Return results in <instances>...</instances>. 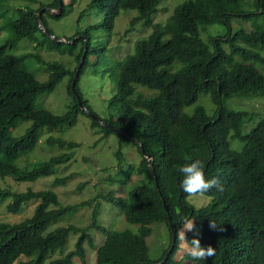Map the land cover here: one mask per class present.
Returning a JSON list of instances; mask_svg holds the SVG:
<instances>
[{"label": "trees", "instance_id": "trees-1", "mask_svg": "<svg viewBox=\"0 0 264 264\" xmlns=\"http://www.w3.org/2000/svg\"><path fill=\"white\" fill-rule=\"evenodd\" d=\"M158 2L89 0L88 5H96L103 17L94 25L77 31L79 35L68 45H60L36 23L38 11L43 20V11L48 10L42 8L43 5L54 8L58 0L40 4L36 9L11 2L10 13L13 15L9 16L6 25L12 27L14 33L0 43L2 181H7L6 176L15 182L34 181L52 174L56 166L72 157V150L59 151L25 170L15 163L34 148L40 132L61 125L70 126L79 114L88 116L72 95L70 82L83 46L86 54L89 52V29L103 27L112 30L115 17L122 8H137L139 13L135 17L152 24V14L158 10ZM254 4L259 11L244 12L242 0H182L165 23H153L152 31L135 40L133 51L113 67L116 80L110 106H117V116L100 119L126 133L88 117L91 125L103 127L104 136L117 132L120 144L132 142L141 154L137 165L128 164L118 169L124 174L120 176V182L138 175L142 177L140 183L125 196H115L113 191L102 196L112 202L127 221L137 224V230L107 229L97 224V203L89 224L77 225L67 221L64 225L49 228L58 220L68 219L77 207L90 205L95 198L58 206L57 196L50 188L21 192L0 186V202L12 199L6 205L10 213L21 212L30 200L38 201L31 216L16 223L0 221V264H74L73 258L84 264L86 249L83 243L94 250L95 264H155L163 259L172 243L171 224L175 227L174 246L162 264H179L173 255L178 248L180 216L194 219L201 245L215 249V256L201 262L193 261L196 264H264V114L247 132H243L245 113L222 104L225 98L232 96L242 99L264 96V54L258 50L264 47V28L251 22L249 29L231 24L232 19L247 20L252 13L264 12V0H254ZM7 10L0 9V15ZM62 12L60 10L59 14ZM133 22L134 17L130 20ZM212 24L224 25L225 29H209L203 38L201 30ZM38 31L43 33V38L38 37ZM22 37L47 42L45 47L48 49L63 51L66 48L73 53L76 67L69 70L55 60L44 62L47 79L43 82L37 80L24 65V53L13 54L7 50L12 39ZM77 41L80 46L75 49ZM83 62L84 59L78 74ZM64 76H69L66 92L72 97L67 110L54 114L38 106L35 103L37 97L52 91ZM76 81L77 78L74 87L79 97ZM138 88L150 92L144 94ZM201 95L209 96L215 105L213 116H209L202 105L194 106L190 114L183 112L184 107ZM20 119H30L32 123L23 134L13 136L11 130ZM230 134L243 140L240 149L230 146ZM46 140L66 149H73L78 144L50 135ZM116 154L122 159L120 147ZM186 158L202 160L205 178L216 177L222 186V190L213 188L205 194L211 200L204 206L193 207L178 188V168L189 162ZM63 182L64 178L53 180V184ZM210 220L221 225L223 231L211 229ZM154 221L165 223L169 241L162 256L151 261L146 236L152 230L150 223ZM89 226L103 232L102 242L94 244L86 232ZM69 232L77 233V237L74 247L64 251ZM185 235L190 241L195 233L186 231ZM57 256L60 257L54 259ZM182 259L191 260L185 254Z\"/></svg>", "mask_w": 264, "mask_h": 264}, {"label": "rangeland", "instance_id": "rangeland-1", "mask_svg": "<svg viewBox=\"0 0 264 264\" xmlns=\"http://www.w3.org/2000/svg\"><path fill=\"white\" fill-rule=\"evenodd\" d=\"M51 0H0V9L8 8L7 13L0 15V43L10 38L14 30L6 25L11 11V2L19 3L20 6L29 8H38L40 4H47ZM182 0H159L158 10L152 14L153 23H165L172 14L175 6ZM89 0H61V5L54 7L50 11L49 6L43 5V25L48 28L52 35L60 37V45H68L69 42L76 38L81 31L89 25H94L103 14L98 10L96 5H88ZM53 8V7H51ZM242 9L244 12H256L254 0H242ZM60 10H63L59 14ZM59 11V12H58ZM40 12V11H38ZM137 8H122L115 17L112 30L103 27H91L89 29V52L86 54L80 73L77 76L76 87L79 94V100L83 105L97 116V118H109L117 116V106H110V100L113 97L116 74L113 75V67L124 56L133 51V45L138 38L145 37L153 29V23L144 22L143 18L135 17L138 15ZM134 17V22L130 23ZM237 18V17H235ZM252 24H259L264 28V12L252 13L247 20L232 19L233 27L238 25L250 28ZM217 27L225 29L224 25L212 24L208 29H202L203 38L209 33V29L214 31ZM38 37L43 38V33L38 31ZM52 38V37H50ZM11 46L7 48L8 52L13 54L24 53V65L27 70L32 72L36 79L45 81L48 73L44 70V62L57 61L64 67L72 70L76 67L73 53L66 48L63 51L48 49L45 45L47 42L40 43L32 41L27 37L12 39ZM44 45V46H41ZM80 46L77 41L76 48ZM259 52L264 54V47L258 48ZM40 56V58H38ZM69 76L62 77L57 82L52 91L41 93L35 103L54 114L64 113L72 102V97L67 94L66 86ZM144 94H148V89L138 88ZM81 103V102H80ZM82 104V103H81ZM222 104L227 108L241 110L245 114V120L242 131L247 132L255 121L264 114V96L256 95L248 98H239L232 96L225 98ZM196 105H202L209 116L215 114V105L210 101L209 96H198L190 105L183 108V112L190 114ZM250 121V122H249ZM30 119H20L17 125L11 130L13 136H19L31 125ZM96 125V126H94ZM91 125L90 118L86 115L79 114L76 121L70 125H61L58 128L49 131L40 132L34 148L23 154L16 160V165L22 169H30L40 161L48 159L52 154L59 151L72 150V157L64 163L55 167L52 174L39 177L34 181L15 182L10 176L6 182L0 179V186H9L13 190L34 191L50 188L57 196L58 206L79 203L88 198H95L90 205L79 206L76 211L70 214L65 220H58L52 223L49 228L55 225H64L67 221L77 225H87L92 221L91 213L94 205L97 203V213L95 222L103 225L107 229L130 228L137 230V224L129 222L120 213L119 209L110 201L102 198L108 192L114 193L115 196H125L126 193L140 183V176H132L131 179L120 182V176L124 174L118 169L125 168L128 164L137 165L140 161L141 154L137 146L132 142L119 143V135L112 132L109 135H103V127L97 124ZM45 126L41 127V131ZM59 137L64 140L78 142L73 149H66L65 146H59L58 143L51 144L46 138L48 136ZM228 141L232 148L240 149L243 140L228 135ZM121 148L122 159L117 157L116 151ZM122 174V175H121ZM5 177V178H6ZM64 178L62 184H53L54 178ZM117 177V178H116ZM137 178V179H132ZM188 202L195 208L206 205L211 197L204 195L201 197H187ZM11 198L0 202V221L16 223L27 216H31L37 200L27 202L22 211L19 213H10L6 210V205L11 202ZM89 222V223H88ZM151 232L146 236L148 246V259L151 261L158 260L168 245L169 232L164 222L154 221L150 223ZM182 229L180 226L178 232ZM86 232L90 235L95 245L102 242L104 234L96 229L95 226H89ZM77 233L69 232L63 250H69L74 247ZM178 248L175 250L173 259L179 264H196L191 260H183L181 251V242L178 240ZM86 254L84 264L94 263V250L87 243H83ZM55 255V254H54ZM60 256L54 257L59 258ZM74 264H79L77 258H73Z\"/></svg>", "mask_w": 264, "mask_h": 264}, {"label": "clouds", "instance_id": "clouds-1", "mask_svg": "<svg viewBox=\"0 0 264 264\" xmlns=\"http://www.w3.org/2000/svg\"><path fill=\"white\" fill-rule=\"evenodd\" d=\"M189 162H186L179 166L178 172L180 173V179L178 181L179 190L187 197H201L209 193L213 188H219L222 190L220 181L213 177L206 179L204 175L205 164L200 159L186 158ZM180 224L182 229L177 234V239L181 242V251L188 256L192 261L201 262L208 257L215 256V249L212 246L204 247L201 245L199 231L196 228L194 219L186 216H180ZM209 227L213 230L223 231L221 225L210 220ZM186 231L194 232L195 235L189 241L186 238ZM187 264V262H186Z\"/></svg>", "mask_w": 264, "mask_h": 264}, {"label": "water", "instance_id": "water-1", "mask_svg": "<svg viewBox=\"0 0 264 264\" xmlns=\"http://www.w3.org/2000/svg\"><path fill=\"white\" fill-rule=\"evenodd\" d=\"M61 5V0H58V4L56 5L57 6H60ZM50 9V11H54V8H51V7H48ZM59 12V11H58ZM36 23L38 25V27L44 31V33L49 36V37H52V39L54 40H60L61 38L60 37H57V36H54L52 35L50 32L47 31V29L45 28V26L43 25V20L41 19L40 17V12L37 13V19H36ZM85 52H86V47L83 46V49H82V52H81V55L79 56V62H78V66L77 68L75 69L74 73H73V76H72V79H71V82H70V90H71V93L72 95L76 98V101L77 103L79 104L80 108L82 110H84L86 112V114L88 116H90L91 118H94L98 123H102V124H105L107 126H110V127H113V129L115 131H118V132H122V133H126L122 128H119V127H116V126H113L112 123L110 122H107L106 120H103V119H100V118H97L94 114H92L91 112H89L85 105L81 104L80 103V100H79V97L77 95V92L75 90V87H74V84H75V80L78 76V69L83 61V58H84V55H85ZM140 145L141 143L139 142V140L135 139ZM169 218V216H168ZM170 219V218H169ZM171 230H172V243L170 244V247L168 248L165 256L163 257V259L161 261H159L158 263H155V264H162L163 262H165L168 257H169V254L174 246V239H175V227L173 224H171ZM134 264H148V263H134Z\"/></svg>", "mask_w": 264, "mask_h": 264}]
</instances>
